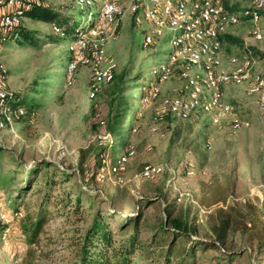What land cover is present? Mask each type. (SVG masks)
Here are the masks:
<instances>
[{
    "label": "rangeland",
    "instance_id": "374dc122",
    "mask_svg": "<svg viewBox=\"0 0 264 264\" xmlns=\"http://www.w3.org/2000/svg\"><path fill=\"white\" fill-rule=\"evenodd\" d=\"M224 1L236 11L250 4V0ZM36 2L68 22L60 27L76 28L88 14L91 22L98 21L106 0H96L82 9L74 0ZM99 24L117 37L114 42L104 40L103 64L114 66L108 83L96 82L91 68L83 67L72 84L66 85L74 39L54 35L52 24L25 19L22 27L31 33L30 43L9 42L2 49L0 61L8 73L6 90L18 101L9 103V111L28 110L32 100L37 106L24 119L11 120L0 130V221L8 226L0 233V264H75L97 215L109 223L115 247L138 230L139 240H149L151 230L143 226L165 219V206L170 208L171 218L185 219L198 239L216 242L215 229L225 227V253L199 247L192 257L188 254L185 262L176 264H225L230 260L234 264H264V247H260L264 245V116L259 114L255 99L242 87L225 88V100L237 108L243 121L236 134L231 132L230 121L213 124L202 115L187 121L167 116L152 133L160 101L174 96L184 84L183 69L178 68L160 85L154 100L146 93L156 83L151 70L168 61L170 35L143 47L145 35L152 34L150 23L134 25L126 15L111 25ZM260 27L262 41H253L247 30L237 29L233 36L246 39L244 48L224 43L220 53L224 65L232 56L249 57L256 69L264 70V11ZM89 40L88 52L95 42ZM251 46L259 54L247 51ZM120 78L129 90L123 94L126 105L119 109L133 111L122 126V139L126 149L135 150L123 170L111 163L122 155L117 149L120 142L107 128L117 113L115 86ZM34 90L36 94L30 95ZM116 130L114 126L112 131ZM41 161L58 166L53 180L47 176L52 168L47 172L39 167L33 172ZM98 165L101 169L96 171ZM155 165L162 167L161 175L153 179L139 176L145 166ZM187 167L194 172L191 177L186 176ZM63 171L70 177L64 178ZM27 186L26 192H18ZM142 197L157 198V204L143 207ZM139 212L143 220L131 223L124 235L118 236L117 225ZM40 216L46 220L31 244L21 227ZM190 243L187 240L183 248ZM183 248L178 244L174 255H182ZM133 261L142 264L138 253Z\"/></svg>",
    "mask_w": 264,
    "mask_h": 264
},
{
    "label": "built area",
    "instance_id": "2783aa9c",
    "mask_svg": "<svg viewBox=\"0 0 264 264\" xmlns=\"http://www.w3.org/2000/svg\"><path fill=\"white\" fill-rule=\"evenodd\" d=\"M74 1L82 9L91 6L96 0ZM34 2L36 0H0V54L6 44L17 39V29L27 19L26 12L33 7ZM263 11L264 0H250L249 6L239 11L230 10L223 0H106L98 21L91 22L88 14L74 30V41L70 47L72 58L66 69V85L72 84L77 70L83 67L91 68L98 83L112 81L114 66L103 64V47L104 40L114 42L117 37L99 23L111 25L130 15L134 25L148 22L152 26V34L145 35L143 47L154 45L170 35L171 52L167 63L160 64L158 70H151L156 83L150 87V99L154 100L159 95L160 85L176 69H183L184 84L176 90L174 96L160 101L150 131L155 133L167 116L177 121H187L192 116L202 115L210 118L213 124L230 121L231 132L236 134L241 130L243 121L237 108L225 100V88H244L246 94L255 99L257 108L264 116V70L256 69L254 59L249 57L239 59L232 56L224 65L220 56L223 48L221 39L235 27L247 25L249 35L255 41H262L260 22ZM52 32L65 38L60 26L52 25ZM92 39L95 42L88 52L87 41ZM7 75V69L0 61V130L11 120H18L25 114L24 109H8L12 95L6 90ZM134 154V148L128 147L126 154L115 161L113 166L118 164L119 167L116 165L115 168L123 170V165ZM162 172L160 166H145L139 176L153 179ZM193 174V170L187 167L186 176L191 177ZM97 180L100 181L99 176ZM1 218L8 223L4 216Z\"/></svg>",
    "mask_w": 264,
    "mask_h": 264
},
{
    "label": "trees",
    "instance_id": "16d2710c",
    "mask_svg": "<svg viewBox=\"0 0 264 264\" xmlns=\"http://www.w3.org/2000/svg\"><path fill=\"white\" fill-rule=\"evenodd\" d=\"M223 2L228 7V3L224 0ZM229 9L233 10L231 8ZM26 18L31 19L35 22L52 24L54 26H60V24L62 23H68L66 21H60L57 13L42 7V5L38 4L37 2H34L33 7L26 12ZM76 28H73L69 25L65 28L62 27L65 38L73 36L74 39V30ZM17 33L18 37L17 39H15V42L23 40L24 43H30V41L32 40L31 33L23 29L22 26L17 29ZM221 40L223 44L227 43L229 45H234L241 48H243L244 46V42L241 38L234 37L230 34L225 35ZM247 50L253 52V54L256 55L259 54L257 52V49L252 46L248 47ZM124 83L125 81L120 78L115 86V88L117 89V93H119V100L117 102L116 110L117 113L112 116L107 125L109 131L115 134V138L120 142V144L117 146V149L121 155L126 154L128 149H126V145L124 144V141L122 139V134L124 132L122 126L123 124H125V119L130 116L131 113H133V111H127L128 109H119V107L121 108V106L126 105V103L124 102V99L126 97H124L123 94L129 90V87H127V89H125L126 87H123ZM146 90V93L150 95L149 89ZM29 94H36V90L29 92ZM11 101L17 100L11 99ZM36 106V102L32 100L29 109L25 110V114L21 118L24 119V117H26ZM114 126H116L117 128L116 131H112V128ZM115 161L116 159L113 158L111 163L114 164ZM39 167L46 170L47 172H49L50 168L54 169L52 171V174L47 173V176L52 180L55 171H59L58 166H56L55 164L52 165L47 161H41L37 164V167L33 172H36ZM100 168L101 167H99L98 165L96 167V171H98ZM79 172L81 173L82 171ZM60 173L66 179L70 177V175L65 171ZM29 184L30 182H28V186ZM45 185H49V182L47 180ZM28 186L26 188L24 187L18 190V192L20 194H23L27 191V188H29ZM85 186L88 187V185ZM156 200L157 198L150 200L142 197L140 200V204L143 207L145 206L146 208H150L157 204ZM76 203L80 204L79 197H76ZM14 210L15 212H17L16 210L19 209L14 208ZM169 211L170 208H167L165 206L162 211L165 215V219H160L158 223H154L151 225H149L147 222L145 223V225L143 226L144 230H151V237L149 240H139L137 234L140 231L138 230V232H135L134 235H131L124 241L120 242L119 247H115V242L112 241L109 223L107 224L104 222V218L101 217L102 215H97L84 236L78 261L75 264H111V259L115 261V263L113 264H136L133 261V258L137 253L139 254V261L142 264H176L177 261L181 263L185 262L187 259L186 256L188 254L189 257H192L195 253V250H198L199 247L204 251L211 249L225 253V251L222 250L225 238L224 226L219 227V229H215L217 238L216 242L207 241L205 239H198V236L192 235L195 230L193 231V229L189 228V224L185 219H173L171 218V214ZM140 212L136 215L135 218L132 219L129 216V219H127L125 223L117 225L116 230L118 236L124 235L131 223H134L136 225V222L143 220V218H139ZM114 217H117V215H115ZM26 219L28 218L26 217ZM45 220V218L40 216L35 222L30 221L28 224L22 225V232L24 235L28 236V242H30L31 244L35 243L37 236L42 230ZM7 228L8 226L0 221V233L4 232ZM187 240H189L191 243L188 247L183 248V245ZM178 244L183 248L182 255H174L175 249L177 248ZM260 247H264V245L261 244ZM232 262L233 260H230L225 264H230Z\"/></svg>",
    "mask_w": 264,
    "mask_h": 264
},
{
    "label": "crops",
    "instance_id": "0c3cea01",
    "mask_svg": "<svg viewBox=\"0 0 264 264\" xmlns=\"http://www.w3.org/2000/svg\"><path fill=\"white\" fill-rule=\"evenodd\" d=\"M244 27L242 28V27H240V28H238V27H235L231 32H230V34L233 36V35H237L238 34V30L240 29V30H247V34L249 33V31H248V27H247V25H243ZM238 29V30H237ZM239 38H241V37H239ZM242 40H243V42H244V44H245V38H241ZM251 39L253 40V41H255L252 37H251ZM251 44H252V46H256V44L255 43H252L251 42ZM244 48V47H243ZM247 51H249V50H247ZM258 109V108H257ZM258 111H259V109H258ZM259 114H261L260 113V111H259Z\"/></svg>",
    "mask_w": 264,
    "mask_h": 264
}]
</instances>
